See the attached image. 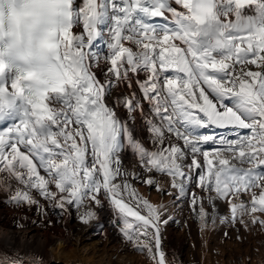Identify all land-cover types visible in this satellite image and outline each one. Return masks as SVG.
Segmentation results:
<instances>
[{
    "label": "snow or ice",
    "instance_id": "6c2138e0",
    "mask_svg": "<svg viewBox=\"0 0 264 264\" xmlns=\"http://www.w3.org/2000/svg\"><path fill=\"white\" fill-rule=\"evenodd\" d=\"M18 2L37 6L23 30L38 55L15 56L0 19V203L42 225L74 209L100 234L107 209L150 264H179L162 249L178 202L201 232L264 227V0H0V17ZM134 183L172 199L154 206Z\"/></svg>",
    "mask_w": 264,
    "mask_h": 264
},
{
    "label": "rangeland",
    "instance_id": "374dc122",
    "mask_svg": "<svg viewBox=\"0 0 264 264\" xmlns=\"http://www.w3.org/2000/svg\"><path fill=\"white\" fill-rule=\"evenodd\" d=\"M137 125L143 130V140L151 146L147 140L144 122L140 120ZM129 153L130 151L128 152V157ZM128 162L133 166L136 164L132 153ZM159 179L161 180L162 188L166 192L168 189L167 179L164 177ZM133 186L137 188L141 196L154 206L168 205L172 199L166 194L161 195L155 189L149 191L145 185L134 183ZM194 190L199 193V189ZM253 191L258 194L257 189H253ZM4 198L0 196V200ZM242 199L245 202H250L251 193L243 195ZM217 206L222 214L229 215L225 202H217ZM205 207L207 208L206 204ZM15 211L18 214H22L23 211L29 212L27 209H15ZM208 211L210 212L211 209L208 208ZM169 212L172 213L174 221L169 222L163 228L164 239L162 244V247L167 250V259L169 261L176 259L179 264H264V227H261L259 223L252 224L250 218L245 217L249 221L247 229L239 223L233 226L231 224H220L219 220H217L215 225H212L211 221H209L208 228L201 232L199 224L187 202H178L174 210L171 207L169 208ZM253 215L260 220H264V214L257 212ZM49 217L51 221L54 220L56 222V226H59V230H62L65 236L74 234L73 237L77 238L83 234V237L86 235V239L96 240L97 255L105 256L109 260V264H150L149 260L139 252L134 251L130 245L125 244L122 240L114 241L104 236V231L103 234H100L89 227L90 225H86L88 227L84 229L85 225L78 221L74 209L71 216H64L59 219L55 215H50ZM51 226L54 227L55 224L53 226L52 223ZM71 227L75 228L70 229ZM53 230L56 231V229ZM225 233H227V236L224 235ZM10 254L13 256L16 253ZM45 264L52 263L45 262ZM68 264L76 263L71 261Z\"/></svg>",
    "mask_w": 264,
    "mask_h": 264
},
{
    "label": "bare ground",
    "instance_id": "6f19581e",
    "mask_svg": "<svg viewBox=\"0 0 264 264\" xmlns=\"http://www.w3.org/2000/svg\"><path fill=\"white\" fill-rule=\"evenodd\" d=\"M4 75L7 78L14 74L6 72ZM136 128L137 137L143 139V130L138 125ZM130 154L131 152L129 157ZM129 157L128 152L124 153L123 163L126 168L132 169L133 165L128 162ZM48 219L51 220L50 217ZM17 220L24 227L17 226L15 223ZM37 220L38 215L35 210L23 211L22 214H18L13 207L0 203V264H6V261L11 258L10 253L23 254L25 252L39 255L46 263L52 264H68L71 261L76 264H109V260L105 256L97 255L96 240L86 239V235L83 237V234L77 238L73 237L74 234L65 236L63 231L59 230V226H56L54 220L52 221L53 226L55 224L54 227L51 226L52 223L51 225L33 223ZM87 227L85 225L84 229ZM53 229H56L57 232ZM104 232V236L117 241L107 230Z\"/></svg>",
    "mask_w": 264,
    "mask_h": 264
},
{
    "label": "clouds",
    "instance_id": "9594fccd",
    "mask_svg": "<svg viewBox=\"0 0 264 264\" xmlns=\"http://www.w3.org/2000/svg\"><path fill=\"white\" fill-rule=\"evenodd\" d=\"M3 7L6 14L0 19L3 20L5 25L3 29L5 44H13L12 52L17 57L34 58L38 53L34 45L29 46L27 34L23 29L25 23L32 18L33 13L37 10V6L18 2L11 8L8 4ZM9 32L12 35H8Z\"/></svg>",
    "mask_w": 264,
    "mask_h": 264
},
{
    "label": "built area",
    "instance_id": "2783aa9c",
    "mask_svg": "<svg viewBox=\"0 0 264 264\" xmlns=\"http://www.w3.org/2000/svg\"><path fill=\"white\" fill-rule=\"evenodd\" d=\"M101 219L103 220L105 227L104 230H107L108 233H111L113 235V237H115V239L117 241L121 240L118 231L116 230L115 226L111 225L109 222V216L110 213L108 212L107 209H105L104 212L100 213ZM162 249L167 252V250L165 248L162 247Z\"/></svg>",
    "mask_w": 264,
    "mask_h": 264
}]
</instances>
